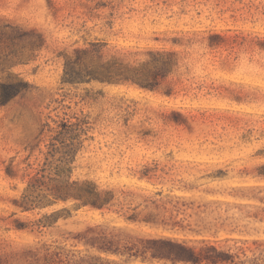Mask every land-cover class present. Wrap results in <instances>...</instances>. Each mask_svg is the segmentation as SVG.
<instances>
[{
  "label": "rangeland",
  "instance_id": "rangeland-1",
  "mask_svg": "<svg viewBox=\"0 0 264 264\" xmlns=\"http://www.w3.org/2000/svg\"><path fill=\"white\" fill-rule=\"evenodd\" d=\"M0 264H264V0H0Z\"/></svg>",
  "mask_w": 264,
  "mask_h": 264
},
{
  "label": "trees",
  "instance_id": "trees-1",
  "mask_svg": "<svg viewBox=\"0 0 264 264\" xmlns=\"http://www.w3.org/2000/svg\"><path fill=\"white\" fill-rule=\"evenodd\" d=\"M98 51H100V49ZM87 53V51L83 52V54ZM173 56L174 53L172 52L153 55L152 60L144 64L143 69L146 73L143 75H138V68L116 61L107 63L101 62L99 69L89 71L87 72V75H81V72L72 74V71L69 70L71 67L72 69L83 65L84 67H87V69L90 67L82 59L78 58L75 62H67L64 81L82 82L85 80V76H88V78H97L104 82H119L122 80H128L137 83L142 87L156 88L159 84V78L165 77L169 73L173 64ZM114 69L118 70L119 73L114 75L112 73V70ZM72 196L81 200L83 205H92L98 208H103L108 201V199H104L102 197V193L98 190L97 186L90 182L76 188Z\"/></svg>",
  "mask_w": 264,
  "mask_h": 264
}]
</instances>
